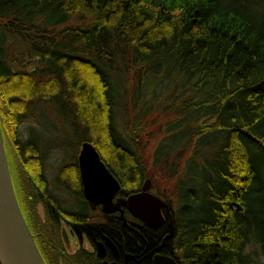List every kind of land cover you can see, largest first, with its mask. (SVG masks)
<instances>
[{
    "label": "trees",
    "instance_id": "trees-1",
    "mask_svg": "<svg viewBox=\"0 0 264 264\" xmlns=\"http://www.w3.org/2000/svg\"><path fill=\"white\" fill-rule=\"evenodd\" d=\"M0 128L30 194L42 155L84 142L121 195L150 179L164 224L137 221L140 251L171 217L177 264L264 257V0H0Z\"/></svg>",
    "mask_w": 264,
    "mask_h": 264
},
{
    "label": "flooded vegetation",
    "instance_id": "flooded-vegetation-1",
    "mask_svg": "<svg viewBox=\"0 0 264 264\" xmlns=\"http://www.w3.org/2000/svg\"><path fill=\"white\" fill-rule=\"evenodd\" d=\"M78 155L79 152L74 163L71 161L66 165L58 163L52 175L47 171L48 160H52L55 153L42 155L39 159L40 174L35 182L32 181L37 187L40 184L42 190L34 188L30 194L27 188L25 191L20 190V194L15 189L16 183L13 185L23 217L44 262L68 264L71 259L67 258L72 256L73 260H80L82 264H153L156 255L171 257L167 248L155 247L153 232L148 233V249L140 251L137 242L139 219L126 207L121 206V210L105 213L101 207L93 208L88 203L83 193ZM6 158L11 171L7 154ZM67 165L73 166L69 171L77 172V176L67 177L65 173ZM16 182L18 183L17 180ZM128 196L121 195L120 192L113 202L116 203L118 199H125ZM47 221L50 224H47ZM167 227L169 230V223ZM48 228L51 232H48ZM123 229L132 235L131 239L123 237ZM111 231L118 236L116 240L109 237ZM101 248L104 257L100 259L97 255Z\"/></svg>",
    "mask_w": 264,
    "mask_h": 264
},
{
    "label": "water",
    "instance_id": "water-1",
    "mask_svg": "<svg viewBox=\"0 0 264 264\" xmlns=\"http://www.w3.org/2000/svg\"><path fill=\"white\" fill-rule=\"evenodd\" d=\"M78 168L84 196L93 208L101 207L103 212L111 213L121 210V206H124L139 221L152 229L156 230L163 225L162 209L165 203L150 192L149 179L144 180L139 192L114 203L113 200L121 192L120 184L101 162L95 147L89 142L82 143L80 147ZM172 236L173 225L170 221L168 235L162 240L161 247ZM97 257H104L102 248L98 250ZM0 264H46L19 207L10 178L1 129ZM153 264L177 263L171 257L156 255Z\"/></svg>",
    "mask_w": 264,
    "mask_h": 264
},
{
    "label": "rangeland",
    "instance_id": "rangeland-1",
    "mask_svg": "<svg viewBox=\"0 0 264 264\" xmlns=\"http://www.w3.org/2000/svg\"><path fill=\"white\" fill-rule=\"evenodd\" d=\"M12 53L18 55L17 63L20 64L22 68L24 66V63H26V64L30 63V61L27 62L25 60L26 59L25 57H27V54L25 55V46L21 45L20 43H16V44L13 43L12 44L11 55H12ZM23 55H25L24 58H23ZM26 68H27V66H25V69ZM4 107L5 106H3V108ZM30 122L31 121H29L28 123H24L20 127V133H22L24 136H26L27 131L29 130V127H32V123H30ZM2 139H3L5 149H6V154L9 156V162L11 165L12 176H13L15 181L16 180L18 181V183L15 182L16 183V185H14L15 189L17 191H19V193H20V190L25 191L29 187V184L31 183V179H30L28 173L22 167H20L21 164L19 162V158H18L17 153H16V149H15L16 147L14 145H12V142H11L12 132H10L9 130H8V132H5V135H3ZM62 156H64V154L58 153V154H55V156L52 158V160L51 159L48 160V168H47L48 174L52 175L55 172V171L53 172V169L55 170L58 163L60 165H62V164L66 165L69 163L68 161H64ZM195 173H198L200 175L204 174V172L201 171L199 168L195 169ZM150 187H151V185H150ZM199 206L201 209L205 206V199H201L200 201H198V204L196 206V212L198 211ZM247 250L248 251H257V255L253 256V259L255 260L254 264H264V257L260 256V253L258 252L257 249L254 248V245H249Z\"/></svg>",
    "mask_w": 264,
    "mask_h": 264
},
{
    "label": "bare ground",
    "instance_id": "bare-ground-1",
    "mask_svg": "<svg viewBox=\"0 0 264 264\" xmlns=\"http://www.w3.org/2000/svg\"><path fill=\"white\" fill-rule=\"evenodd\" d=\"M23 124H24V123H22V125H23ZM0 129H1V128H0ZM7 163H8V162H7ZM8 169H9V166H8ZM9 173H10V178H11L12 185H14L16 181H15L14 179H12L10 169H9ZM36 185H37V184H36ZM40 186H41V185L39 184V187H40ZM39 187H35V188H39ZM162 215H163V214H162ZM163 218H164V217H163ZM170 221H172V225H173V220H172L171 217H170V219L168 220V223H170ZM146 227H148V226H146ZM148 228H150V227H148ZM150 229H151V230H155V229H152V228H150ZM168 232H169V230H168ZM168 232H167V234H166L165 236L168 235ZM165 236H164V237H165ZM173 236H174V228H173ZM173 236H172L170 239H168L162 247H165L166 244H167V242H168L169 240H171V239L173 238ZM164 237L161 239L160 244L157 246L158 249L162 248V247H161V243H162V240L164 239ZM116 242H117V241H116ZM154 245H156V241H155V240H154ZM38 251H39V249H38Z\"/></svg>",
    "mask_w": 264,
    "mask_h": 264
}]
</instances>
